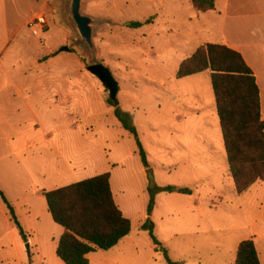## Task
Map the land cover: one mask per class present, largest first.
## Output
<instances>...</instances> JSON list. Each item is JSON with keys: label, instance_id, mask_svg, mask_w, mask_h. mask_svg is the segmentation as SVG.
<instances>
[{"label": "rangeland", "instance_id": "1", "mask_svg": "<svg viewBox=\"0 0 264 264\" xmlns=\"http://www.w3.org/2000/svg\"><path fill=\"white\" fill-rule=\"evenodd\" d=\"M68 5L67 0H0V67L3 64L5 68H0V94L9 92L8 71L14 77L18 73L25 97L30 95L29 103L21 98L14 102V108L4 107L8 122L3 125L5 133L10 138L21 137L16 145L19 155L3 160L0 190L15 207L28 242L11 223L0 197L1 260L9 264H64L56 250L65 230L53 221L44 194L109 172L120 207L132 223V233L110 251L91 254V264H167L163 252L157 250L143 228L151 191L165 186L186 187L194 192L186 200L166 199L164 192L154 196L159 206L154 214L155 234L170 258L182 264H230L228 252L233 245L226 242L221 231L235 229L238 239H249L251 234L264 236V183L238 195L228 181L231 176L225 172V163L207 158L205 164L177 166L178 159L170 150L177 136L171 125L170 117L176 109L171 101L176 104L177 96L186 93L192 103L190 87L176 77L179 65L189 56L188 50L201 43L191 34L201 32L202 44L222 38L223 32H203L207 23L209 26L215 21L211 19L214 16L198 14L190 0H86L83 13L104 22L95 27L93 59L89 49L79 44L80 38L67 16ZM38 15L44 16L48 24L36 37L29 25ZM148 20L151 23L140 29L127 27L130 22ZM263 23L249 22L251 27ZM66 47L71 51L63 52ZM258 59L256 65L262 61ZM47 60L59 64L43 69L27 66L29 62ZM93 64L109 68L118 81L121 109L132 120L145 150L151 153L153 171L144 173L134 137L122 127L115 108L107 104L109 91L88 71ZM256 71L264 86V65L256 66ZM43 73L46 77L66 76V94L58 97L53 88L49 96L33 95L34 84ZM54 124L65 127L60 137L67 145L62 179L48 181L43 164L49 154L48 144L35 148H26V144L29 138L38 141L45 129L55 133L50 132ZM23 134H28L27 140ZM191 136L193 142L200 138L208 141L215 134L207 131ZM219 137L222 142L221 130ZM33 156L40 173H34L33 166L28 165ZM18 157L24 161L19 167L13 162ZM6 166L13 169L8 171ZM199 179L205 180L199 186L202 189L196 185ZM29 239L33 241L30 251ZM258 246L264 264V241Z\"/></svg>", "mask_w": 264, "mask_h": 264}, {"label": "trees", "instance_id": "2", "mask_svg": "<svg viewBox=\"0 0 264 264\" xmlns=\"http://www.w3.org/2000/svg\"><path fill=\"white\" fill-rule=\"evenodd\" d=\"M198 14L216 9V0H190ZM130 22L127 27L140 29L150 24ZM211 72V83L220 120L230 176L238 195L254 185L264 183V119L261 92L254 71L237 51L220 44H205L185 59L177 72L181 80ZM122 127L134 137L142 163L150 169L147 153L136 127L120 108L119 101L109 99ZM150 172V170L148 171ZM158 192L191 195L190 189L175 186L151 191L148 219L143 228L149 232L157 250L163 252L167 264L174 262L155 234L150 216L154 210V196ZM0 197L9 213L10 221L20 232L24 242L28 237L21 226L15 207L0 190ZM53 221L64 228L56 254L64 264H90L89 256L97 251H110L132 232V223L117 205L109 173L99 175L44 194ZM0 264L4 263L0 258ZM235 264H262L253 240L243 241L237 250Z\"/></svg>", "mask_w": 264, "mask_h": 264}, {"label": "crops", "instance_id": "3", "mask_svg": "<svg viewBox=\"0 0 264 264\" xmlns=\"http://www.w3.org/2000/svg\"><path fill=\"white\" fill-rule=\"evenodd\" d=\"M204 15L214 16L211 19H214L215 21H211L213 24L210 22L209 26L207 23L205 27V31L203 32H209V34L211 32H223V35L221 36L222 38L217 39V41H207V43L202 44L201 40H204V39L200 38L201 32H195L194 34H191L190 37L194 41L199 40L201 43L200 44L197 43L196 46L198 47H196V49H194L195 47L194 48L192 47L191 50H188L189 51L188 57H190L199 47L205 44L225 45L239 52L244 57L247 64L254 71V74L257 78V83L259 85L260 92H261L262 115L264 119V86L261 85V77L256 71V66L261 67L264 65V62H263L264 61V25L262 26L260 25L256 27L257 25L253 24V27H251V25L249 24V22H257V21L264 22V0H216V9L214 11L204 13ZM187 49L188 48H186L184 51H186ZM188 57H186L185 59H187ZM258 58H260V61L261 60L262 61L259 63V65H256L255 63L257 60H259ZM183 61H181V63ZM33 64L34 66H31ZM33 64H30L29 62V65L27 66H30L31 69H40V67L43 69V68H51L54 65H58L59 63L56 61L54 62V61L47 60L45 62L36 61ZM1 66L2 68L1 67L0 68L2 69V71H4L5 69L4 65L1 64ZM24 74L26 73L24 72ZM6 75L8 77L7 83H6V90H8L9 92L7 94H0V98L2 100V105H0L1 106L0 108V154L7 152L6 154L8 155H5L4 157L0 156V169H3V160H9L5 157H9L13 159L15 158L16 154L19 155V149H16V145L19 144L18 139H20L21 137V135L19 134L17 138H12V137L10 138L9 135L5 133V129L3 128V125H4V122H6L7 124L8 122L6 121L7 119L4 118V107L9 109V107L11 106L12 108H14V105H15L14 102H17L18 99H21V98L24 99L25 102L29 103L28 97L30 96L28 94V97H25L24 92L26 91V89L22 83L21 84L19 83L20 78L18 76V73H17V77H14V73H11L8 71L6 72ZM181 81L185 82L187 86L190 87V90L192 91V95H191L192 103L190 104V99L188 98L189 96H187L186 93H184L183 95L180 93L177 96V99L175 101L176 104H174L173 100L171 101V105L176 107V109L172 112V115L170 117L171 125L173 127L174 133H176L177 136L174 139V142H175L174 147L171 148L170 150L172 151V154L176 156L178 159L177 166H180L182 164H192V165H196V164L200 165L201 163L205 164L206 159L208 158L210 160L212 159L215 160V163L217 164L225 163L224 164L225 172H227L230 175L227 155H226L225 146L223 142V135H222V142L219 137V131L221 130V126H220V120L218 117L215 96H213L214 92H212L213 88L211 89L212 87L211 72L206 71L198 75H194V76L181 79ZM67 82L68 81H67L66 76L52 77L50 75L46 77L45 74L43 73V75L40 78H38V81L34 84L33 95H35V93H38L39 95L43 94L44 96H49L48 91L54 88L55 94L58 97H62V95L66 94ZM205 85H207L208 87H207V90L206 89L204 90V92L206 91V93L204 94L202 93V91ZM184 90H187V89H184ZM8 97L10 99H7ZM205 97H206L207 102L205 100ZM7 100H9V103L6 105L5 101ZM57 101L59 100L57 99ZM203 103H207L208 106L203 105ZM29 110H31L33 115H36V112L34 109H32V107H29ZM63 128L65 129V127H63L62 125L57 126L54 124L53 129L50 130V132H55L56 134L55 133L49 134L48 132L49 129L48 130L45 129L44 130L45 132L39 136L38 141L34 139L31 140V138H29L30 141H28L26 144V148H35L37 146L39 147L44 143L48 144L47 148L50 149L49 154H48L47 159L43 163L45 166V171L48 174L45 176L48 179V181H57V180L62 179L61 173L64 171V163H65V159H64L65 151L64 150L66 149V145H67L66 143L62 141V137H60L62 133H64ZM207 131L209 133L215 134V137H213L214 139L205 141V140H201L200 138L198 141H195V142L191 140V137H192L191 134L193 133L201 134V132L206 133ZM221 134H222V131H221ZM34 135L35 134H33V136ZM23 136L25 140H27L28 134H25V135L23 134ZM53 139L54 140L56 139L55 143L50 144V142ZM146 153H147L148 162L150 165L149 170L153 171L155 167L153 166L150 160L151 153L149 154L147 151ZM15 161L13 160V162L18 167L20 165H24V161L22 160L19 161V157L15 159ZM28 165L33 166L31 168V171L33 170L34 173H37V172L40 173L39 171L40 169L37 165L35 156L31 158ZM6 169L8 170V166H6ZM11 169L13 168H9L8 171H10ZM149 170L144 167L145 174H147ZM106 173H109V172H105L103 174H106ZM199 180L200 181L196 185L199 189H202L199 186L204 184L205 180H201V179ZM228 181L230 182L231 186L234 188L233 191L237 194L231 177L228 178ZM260 184L254 185L246 193H248L249 191L254 189L255 186L260 185ZM111 187H112L114 199L117 205L119 206V208L121 209L120 204L115 195L112 177H111ZM165 187H162V188H165ZM0 188H1V185H0ZM179 188H182V187H179ZM183 189H190V188L184 187ZM164 193L167 194L166 199H170V200L175 199V198L186 200L187 198H189V195H183L180 193H167V192H164ZM193 193L194 192L192 191V194H191L192 196H193ZM199 201L201 200L198 199V202ZM224 202L225 201L223 199L221 204H223ZM197 209H199V207H197ZM158 210H159V206H157L156 204L150 216L153 223L155 221L154 214H156ZM123 214L125 216L124 212ZM146 219H148V206L146 208ZM155 229H156V225H155ZM221 233L224 234L223 238H225L226 242L229 241L231 245H233V247L229 249V252H228V254H230V257H229L230 264H235L238 247L243 241H247V240H253L255 242L258 253H259V257L262 263L258 245L262 241H264V236L259 237V236L251 234L249 239H245V238L238 239V231L232 228L222 229ZM129 236L123 239L118 244V246L124 243V241H126V239H128ZM29 243H30V248H31V244L33 243V241L29 239ZM3 262L6 264H9L5 260H3ZM175 262L182 264V261L179 259Z\"/></svg>", "mask_w": 264, "mask_h": 264}, {"label": "water", "instance_id": "4", "mask_svg": "<svg viewBox=\"0 0 264 264\" xmlns=\"http://www.w3.org/2000/svg\"><path fill=\"white\" fill-rule=\"evenodd\" d=\"M86 0H67V16L73 28L76 30L80 40L79 44L89 49L92 53L93 59L96 57V48L94 46L93 38L95 27L102 25V20L93 19L83 13L84 2ZM63 52H70V48L66 47ZM88 71L94 75L110 93V99L112 101L118 100L119 83L111 73L110 69L103 64H93L88 67ZM28 251H30V244L27 245Z\"/></svg>", "mask_w": 264, "mask_h": 264}, {"label": "built area", "instance_id": "5", "mask_svg": "<svg viewBox=\"0 0 264 264\" xmlns=\"http://www.w3.org/2000/svg\"><path fill=\"white\" fill-rule=\"evenodd\" d=\"M47 21L44 16H38L30 25L29 27L32 28L33 33L36 37H38L39 33L44 32Z\"/></svg>", "mask_w": 264, "mask_h": 264}]
</instances>
